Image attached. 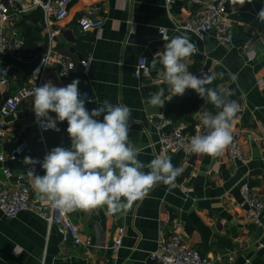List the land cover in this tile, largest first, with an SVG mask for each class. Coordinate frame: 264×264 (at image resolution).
Here are the masks:
<instances>
[{"label":"crops","instance_id":"1","mask_svg":"<svg viewBox=\"0 0 264 264\" xmlns=\"http://www.w3.org/2000/svg\"><path fill=\"white\" fill-rule=\"evenodd\" d=\"M20 5L28 6L29 0H21ZM227 7L229 17L235 21L234 39L230 44H222L213 34L198 39L191 32L176 29L196 12L197 5L190 0H173L169 6L165 0L70 1L66 18L51 24L60 30L56 48L75 62L90 56L92 65L88 73L78 69L66 77H60L59 67L53 65L44 82L51 80L62 87L78 78V86L88 89L93 96V102L86 103L89 111L97 107L94 100L98 104L108 100L129 106V138L142 149L138 159L147 164L160 153L156 144L157 121L169 118L167 131L178 127L186 132L204 131L198 123L203 110H169L177 96L165 100L160 109L147 102L149 94L161 87L165 95H171L159 71L162 66L152 67L154 54L162 51L171 37L187 34L198 49L186 58L189 70L208 56L207 62L215 63V73L226 78L219 85L226 97L240 106L231 132L232 137L239 139L245 159L231 163L227 146L216 156L168 153L172 164L184 169L176 178L175 188L160 183L117 216L110 215L106 206L72 214L81 227V237L92 238L91 247L76 246L71 240L64 242L55 226H48L31 211L6 218L0 210V264H155L148 261V254L158 248L160 239L177 234L208 257L223 256L220 264H264V216L259 223L247 225L241 195L242 185L248 184L264 200V23L257 20L264 0H229ZM36 9L26 14L11 13L14 28L23 39L30 31L36 47L5 57L0 55V66H10V85L8 90L0 91V107L7 95L31 85L29 72L47 43L43 16L37 19L41 11L35 12ZM87 11L102 18L100 30L81 32L77 20ZM161 28L169 30L168 39L162 38ZM141 56L147 58L150 76L137 79L134 69ZM32 102L33 98L27 97L11 115L0 114V121L9 125L8 138L3 142L5 152L13 150L18 140L30 144L22 157L0 162V181L5 179L6 167L14 171L32 167L23 163L26 156L42 161L44 146L50 151L71 145L67 121L58 122V130H46L40 137L33 125ZM28 185L33 199L37 193L31 180ZM120 226L124 228L122 247L114 252L110 247ZM17 245L22 251L19 255L14 254Z\"/></svg>","mask_w":264,"mask_h":264},{"label":"clouds","instance_id":"2","mask_svg":"<svg viewBox=\"0 0 264 264\" xmlns=\"http://www.w3.org/2000/svg\"><path fill=\"white\" fill-rule=\"evenodd\" d=\"M257 20L264 23V8L257 13ZM197 51L187 34L173 36L164 43L151 64L153 68L162 66L159 71L171 95H165L161 87L149 94L147 102L160 109L165 100L182 96L187 89L202 99L206 97L217 111L201 113L204 131L192 136L189 143L193 153L216 156L232 141L231 125L240 106L228 99L223 89L209 87L219 74L208 71L198 77L189 70L186 58ZM38 72L39 68L35 70ZM79 84L78 78L62 87L47 80L33 90L32 110L37 122L45 130H58L57 123L67 121L71 140L70 147H53L42 161L24 158L23 163L32 166L27 174L38 197L64 213L106 206L108 213L116 214L131 209L134 202L160 183L175 188L176 178L184 169L175 167L171 157L162 154L147 164L138 159L142 149L129 138L132 109L108 100L100 104L94 100L97 107L89 111L86 102L93 100L79 90ZM50 113H55V117ZM36 164L41 165L44 175L35 174ZM20 253L17 245L14 254Z\"/></svg>","mask_w":264,"mask_h":264},{"label":"built area","instance_id":"3","mask_svg":"<svg viewBox=\"0 0 264 264\" xmlns=\"http://www.w3.org/2000/svg\"><path fill=\"white\" fill-rule=\"evenodd\" d=\"M71 0H29L28 6H21V0H0V55L9 56L19 53L24 45V39L21 33L14 28L11 13L19 12L26 14L33 9L39 8L42 11L43 23L47 31L48 40L44 50L38 55L37 61L29 72L31 85L22 88L17 94L7 95L0 107L2 117H7L14 113L23 99L33 98V90L44 83L45 76L53 65L59 67L58 75L66 77L70 72L80 69L83 73H88L93 58L87 56L79 62L72 61L56 48V38L60 34L59 29H54L51 24L60 22L68 15V6ZM169 6L173 0H165ZM229 0H190L192 4L197 5L194 16L188 21L178 24L176 29L179 31H188L198 39H205L213 34L218 43L230 44L234 39L233 25L234 20L229 17L227 3ZM81 32L92 29L100 30L103 25L102 18L96 17L92 11H87L77 20ZM164 40L169 37V30L161 28L160 31ZM46 57V58H45ZM45 59V60H44ZM201 63L190 71L201 76L206 72L215 73V63L205 56ZM44 60V64L42 61ZM39 68V72L35 70ZM10 66H0V91L8 90L10 80L8 77ZM35 73V76H34ZM134 75L137 79H143L150 76V68L147 58L141 56L135 66ZM213 84V83H212ZM211 84V85H212ZM209 85V86H211ZM79 90L87 94V97L93 100V96L88 89L78 86ZM89 103V102H86ZM91 103V102H90ZM33 107V102H32ZM203 112V111H202ZM198 123L201 124L200 116ZM158 139L156 144L159 146V155H166L173 151H183L188 155L193 154L190 148V138L196 135L199 130L186 132L181 128H175L171 131L165 129L171 124L169 118H163L156 123ZM33 125L36 127L40 137L46 131L38 122L33 111ZM50 130V129H48ZM9 125L6 121H0V162L7 159L16 160L22 157L29 149L30 144L26 140H18L14 149L9 153L5 152L3 142L8 138ZM264 145V140H263ZM49 150L44 146V156ZM227 155L231 163L243 161L245 153L237 137H233L231 143L227 146ZM29 169L14 171L10 168L4 169L5 179L0 181V210L6 218H15L21 211L28 210L43 219L48 226H55L60 232L63 241L71 240L76 246L91 247L94 246L92 238L84 240L81 237V227L72 219L71 213H64L54 208L47 200H41L38 195L31 199L29 196L30 180L27 174ZM35 174L44 175L42 167H35ZM241 195L245 206V221L247 225L259 223L264 216V200L252 190L248 184L241 187ZM122 213V212H121ZM117 216L120 213L112 214ZM124 238V228H118L117 236L110 247L114 252L122 247ZM148 261L155 264H220L223 256L208 257L199 250L190 246L184 238L177 234L168 238H162L159 241L158 248L148 254Z\"/></svg>","mask_w":264,"mask_h":264},{"label":"trees","instance_id":"4","mask_svg":"<svg viewBox=\"0 0 264 264\" xmlns=\"http://www.w3.org/2000/svg\"><path fill=\"white\" fill-rule=\"evenodd\" d=\"M41 9L37 8L35 12H39L40 13ZM34 14V13H32ZM31 14V15H32ZM42 15V11L40 14L37 15V19L40 18ZM43 16V15H42ZM35 39L31 36V32L27 31L25 38H24V45L23 48L21 50L24 51L25 49H31V48H35ZM217 74H219V72L216 71ZM225 77L221 74L218 75L217 79L213 81V85L216 88H220L219 86L221 82L225 81ZM179 110L180 112L186 111L188 110H196V109H201L203 111L207 110V111H211L213 113H215L217 111V109L205 98L202 99L201 97H199V95L192 89H187L185 91V93L180 96L177 95L176 97V102L170 106L169 110Z\"/></svg>","mask_w":264,"mask_h":264}]
</instances>
